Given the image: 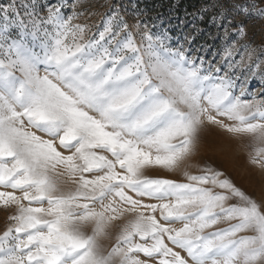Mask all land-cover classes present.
I'll return each instance as SVG.
<instances>
[{
  "label": "snow or ice",
  "instance_id": "1",
  "mask_svg": "<svg viewBox=\"0 0 264 264\" xmlns=\"http://www.w3.org/2000/svg\"><path fill=\"white\" fill-rule=\"evenodd\" d=\"M78 3L0 0V264H264V196L215 163L248 138L264 171V96L237 75L254 37L234 52L264 7L205 6L223 33L206 59L196 27L175 38L133 3L135 23L114 4L93 30Z\"/></svg>",
  "mask_w": 264,
  "mask_h": 264
},
{
  "label": "rangeland",
  "instance_id": "2",
  "mask_svg": "<svg viewBox=\"0 0 264 264\" xmlns=\"http://www.w3.org/2000/svg\"><path fill=\"white\" fill-rule=\"evenodd\" d=\"M72 0H69L71 3ZM148 0H79L77 4L76 10L78 12H83L84 15L80 17V19L76 22L78 23H86L93 26V30H95V26L99 25L103 18L104 14L107 13L112 5H124L127 6L129 11L126 13V19H128L130 24L135 23L132 17L131 7L133 3H136L139 9L143 10L144 14L140 17L141 20L147 21L150 24H155L157 29H168L171 31L175 38H180L185 34H191L193 31V27L199 29V34L197 35V39L194 42L197 46L203 44L208 53L206 59L212 58L213 52H220L222 41L217 37H222L223 33L220 32L208 19L207 26H200V21L203 19H198L194 15H192L191 19H186L178 15L166 14V13H154L152 12V6L149 7L145 3ZM236 3H243L244 0H235ZM212 3H215V0H210L208 6ZM257 3L260 7H264V0H257ZM204 9V8H203ZM214 9L211 10V15H213ZM94 13V14H93ZM243 18V17H238ZM248 37L247 38H237L235 49H239L241 44L247 43L252 40L254 37V42L252 47L256 49L255 54L253 55V59L250 62L248 60V53L244 52L243 60L240 63V68L237 71V75L245 76L247 75L250 83L248 84V90L253 93L256 97L264 96V81H262L261 76L264 74V63L261 64L259 70L255 72L253 76L248 72V68L250 63H254L256 56L264 55L259 50V45L261 41L264 40V20H256L252 19V21L247 26ZM202 37L204 40L202 41ZM231 39V36L229 37ZM214 46V47H213ZM235 59L240 62L241 54L236 53ZM240 83L241 81H237ZM251 98V97H247ZM214 131H218L215 130ZM250 144V140L248 138H241L238 142L234 143L231 155L227 159L216 160L217 163L222 170L226 172V174L236 183L237 186L241 187L243 190L254 196L257 200H260L262 196H264V188L260 183V177L264 175V171L253 168L248 164V153L251 151V148L248 146ZM195 163V161H193ZM193 173H197V169L192 167L190 169ZM170 178L174 179H182V176L179 174H171ZM0 191H11V189L0 188ZM20 195V193H17ZM234 202V201H232ZM231 203V202H230ZM14 208H10L4 210L2 206H0V234L6 229V227L10 224L8 220L9 215L14 212ZM116 223H123V221H119ZM174 227H180L181 225L176 224ZM227 224L221 223L217 227H226ZM112 235L110 238L101 239L100 243L104 246L105 250H109L111 246L115 243V234L116 229L113 228ZM251 234V233H246ZM171 247V245H169ZM176 251H181L180 249H175ZM182 255L186 256V253L181 251ZM141 259H147L141 254ZM150 264H155V261H150Z\"/></svg>",
  "mask_w": 264,
  "mask_h": 264
},
{
  "label": "trees",
  "instance_id": "3",
  "mask_svg": "<svg viewBox=\"0 0 264 264\" xmlns=\"http://www.w3.org/2000/svg\"><path fill=\"white\" fill-rule=\"evenodd\" d=\"M145 3V2H144ZM210 0H148L147 6H152V12L154 13H166L178 15L186 19H191L192 15L196 17L200 14L205 6H208ZM211 11H208L203 15L205 17L200 21V26H207V22ZM204 38L202 37V41Z\"/></svg>",
  "mask_w": 264,
  "mask_h": 264
}]
</instances>
